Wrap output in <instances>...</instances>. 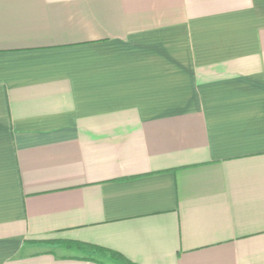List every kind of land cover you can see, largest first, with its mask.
I'll list each match as a JSON object with an SVG mask.
<instances>
[{
  "label": "crops",
  "instance_id": "0c3cea01",
  "mask_svg": "<svg viewBox=\"0 0 264 264\" xmlns=\"http://www.w3.org/2000/svg\"><path fill=\"white\" fill-rule=\"evenodd\" d=\"M264 264V0H0V264Z\"/></svg>",
  "mask_w": 264,
  "mask_h": 264
},
{
  "label": "trees",
  "instance_id": "16d2710c",
  "mask_svg": "<svg viewBox=\"0 0 264 264\" xmlns=\"http://www.w3.org/2000/svg\"><path fill=\"white\" fill-rule=\"evenodd\" d=\"M65 246L92 253L95 257L91 260L98 264H107L105 263V260H110L113 264H130V262L120 253L102 247L82 243H69L65 244Z\"/></svg>",
  "mask_w": 264,
  "mask_h": 264
},
{
  "label": "rangeland",
  "instance_id": "374dc122",
  "mask_svg": "<svg viewBox=\"0 0 264 264\" xmlns=\"http://www.w3.org/2000/svg\"><path fill=\"white\" fill-rule=\"evenodd\" d=\"M105 263H107V264H113L112 262H110V260H105Z\"/></svg>",
  "mask_w": 264,
  "mask_h": 264
}]
</instances>
